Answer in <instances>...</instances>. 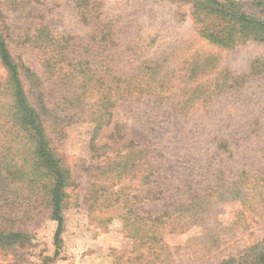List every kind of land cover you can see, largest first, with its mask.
<instances>
[{"label": "trees", "instance_id": "1", "mask_svg": "<svg viewBox=\"0 0 264 264\" xmlns=\"http://www.w3.org/2000/svg\"><path fill=\"white\" fill-rule=\"evenodd\" d=\"M74 1L82 22L92 27L88 48L83 53L73 51L80 37L56 36L41 23L31 35L16 37L22 50L32 48L41 55L40 72H36L25 64L23 54L13 56V39L4 23L8 11H28L33 0H0V252L25 241L40 215L58 223L56 240L62 233L64 189L72 182V168L59 157L55 145L66 137L67 126L85 118L110 126L115 107L130 100L141 106L143 100L154 98L157 112L167 107L175 120L185 125L190 124L187 115L208 107L209 94L192 86L205 64L202 56L193 60L189 70L177 61L174 46L157 59L139 63L146 49L131 27L121 31L109 17L106 20L101 0ZM202 11H207L206 5L197 8L196 19H201ZM216 18L226 24L235 21L231 34L248 29L251 35L242 34L236 42H244L246 37L264 41L263 20L249 18L236 8L230 15L221 11ZM201 36L222 45L233 40L211 33L210 27H205ZM171 62V70L163 72ZM150 64L156 67H147ZM49 85L59 91L52 106ZM205 126L191 131L181 127L179 131L195 141L191 151L198 158L197 186L194 181L186 183L195 192L184 205L160 213L136 208L137 203L146 207L158 196L151 180L166 179L169 173L165 149L156 151L150 142L128 141L126 134L122 135L124 127L118 125L108 138L111 143H91L92 161L99 165L83 167L96 175L98 188L90 197L112 199L106 210L112 213L111 218L122 219L143 233L138 249L133 250L135 257L124 263L167 264V255L160 258L169 250L163 236L182 234L195 226L202 230L199 246L206 254L212 252L218 247L219 235L211 225L213 220L216 224L218 207L227 202L237 201L264 220V164H257L253 155L237 162L233 137L226 138L222 131L211 132V127ZM209 135L218 155L206 164L207 153H212ZM254 250L253 256L240 257V264H264V243Z\"/></svg>", "mask_w": 264, "mask_h": 264}, {"label": "rangeland", "instance_id": "2", "mask_svg": "<svg viewBox=\"0 0 264 264\" xmlns=\"http://www.w3.org/2000/svg\"><path fill=\"white\" fill-rule=\"evenodd\" d=\"M101 1L98 3L102 4L106 20L109 17L108 21L115 22L121 31L131 27L140 39L139 43L146 50L139 63L157 59L174 46H177V61L189 70L194 65L193 60L202 56L205 64L200 66L192 86L209 94L208 107L187 115L192 119L185 125L176 121L177 117L167 107L157 112L154 98L143 100L141 106L130 100L115 107L110 126L103 127L95 118L67 126L66 137L55 145L59 157L72 168V182L65 184L64 189L62 233L56 240L58 223L40 215L35 218L34 228L25 241L14 249L0 252V264H126L127 258L135 257L133 250L138 249L143 233L122 219L111 218L112 213L106 210L112 199L90 197L98 188L96 175L83 169L99 165L92 161L91 143H111L108 138L114 125L124 127L122 135L126 134L128 141L141 145L150 142L156 151L165 149L169 173L166 179L154 177L151 180V187L158 189V196L146 207L137 203L136 209L160 213L168 207L184 205L195 192L186 186L192 181L197 186L198 158L191 151L195 141L181 136V127L191 131L206 124L211 132L222 131L226 138L233 137L237 162H244L253 155L257 164H264V41L246 37L244 42H236L242 34L251 35L248 29L240 28L231 34L230 26L235 21L231 19L230 24H226L216 18L221 11L230 15L236 8L249 18L264 21V0ZM226 1L228 7H222L227 6ZM201 5H206L207 11H202L201 19H196ZM4 23L13 39L10 42L13 56L23 54L25 64L36 72H40L41 55L32 48L22 50L17 36L31 35L44 23L56 36L80 37L73 51L83 53L91 42L88 35L92 27L82 22L74 0H33L28 11H8ZM203 26L210 27L211 33L219 37L233 40L218 44L201 36ZM168 66L163 72L171 70L173 62ZM47 93L51 106L57 103V88L49 85ZM208 140L212 153H207L206 164L218 155L210 135ZM161 189L163 193L159 192ZM260 219L263 218L253 216L237 201L224 203L217 209L216 224L213 220L211 225L219 235L215 250L206 254V249L199 246L202 230L195 226L182 234H165L169 250L160 258L167 255V264H240V257L253 256L254 249L264 243V220Z\"/></svg>", "mask_w": 264, "mask_h": 264}]
</instances>
